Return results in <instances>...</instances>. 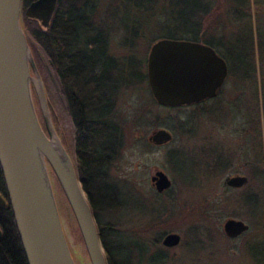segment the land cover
I'll list each match as a JSON object with an SVG mask.
<instances>
[{"label":"trees","instance_id":"obj_1","mask_svg":"<svg viewBox=\"0 0 264 264\" xmlns=\"http://www.w3.org/2000/svg\"><path fill=\"white\" fill-rule=\"evenodd\" d=\"M32 1H21L23 30L39 47L48 67L57 78L64 111L73 126V156L77 179L91 210L105 264H171L169 253L181 246L186 253H193L189 245L196 246L197 242L186 246L179 243L171 249L160 244L164 233L159 230L179 212L174 207L172 197L168 196L170 188L160 194L153 191V198L148 201L135 192L132 185L108 178L109 169L115 167L119 160L130 131L146 124L155 127L160 121L158 115L150 110L141 113L136 109L126 113L120 107L127 92L138 89L146 81V76L141 59L129 52L122 57L110 52L111 25L103 19H107L108 10L112 8L117 11L120 9L125 16L135 15L119 25L124 32L121 46L128 51L132 50V43L137 37L144 33L143 30L140 32V28H149L143 25L144 17L147 20L154 18L150 28L161 33L148 43L160 39L186 40L210 47L224 61L227 76L216 97L209 102L215 103L219 94L225 92V87L227 90L230 87L234 92L236 88L242 89L244 84H249L254 97L251 113H254L258 112V105L254 41L249 19L250 1L219 0L221 5H225L226 21L215 18L208 22L215 11V0H108L106 8L100 12L98 0H57L45 29L22 14ZM251 1L252 6L258 10L255 14L257 64L264 69V0ZM151 102L156 108L174 110L178 120L188 108H161L152 98ZM206 102L191 106L195 113L183 118L182 122L179 120L175 131L183 134L180 132L182 125H186L192 115L204 114L208 108ZM231 104H234L233 100ZM226 108L231 114V105L227 104ZM262 111L264 113V103ZM174 153L168 152L167 162ZM212 159L214 168L208 167L207 171H222L226 161L218 162L215 156ZM125 198L138 199L136 204L142 206L149 215V220L142 227L122 230L120 224L107 220L121 210ZM241 198L251 211L264 212V204L260 210H255L258 201L256 196L246 194ZM0 229V264H25L8 210L0 211ZM243 248L249 264H264V225L259 242L250 244L248 241ZM70 249L73 256L77 257L76 249L73 246Z\"/></svg>","mask_w":264,"mask_h":264},{"label":"rangeland","instance_id":"obj_2","mask_svg":"<svg viewBox=\"0 0 264 264\" xmlns=\"http://www.w3.org/2000/svg\"><path fill=\"white\" fill-rule=\"evenodd\" d=\"M249 1V19L255 51L254 74L258 112L251 113V109L254 108V97H252L253 91L249 84H244L242 89L236 88L234 92L230 90V87L228 90L225 87V92L223 91L217 97V103L206 102L208 105L206 112L189 117V122L186 125L183 124L180 130L184 133L180 134L175 131L177 122L179 120L182 122L183 118L194 114L193 108L189 106L179 120L174 110L156 108L151 104V95L146 81L135 91L127 92L120 102V107L126 113H132L136 109H139L141 113L150 110L159 117L160 122L155 127L146 124L130 131L122 154L110 175L114 182H126L132 185L134 191L141 194L143 198H147L148 201L153 198V189L149 183L150 176L156 171H162L167 176L171 183V192L168 196L172 197L174 207L179 212L159 231L162 230L164 235L176 233L180 237V243L184 246L197 242L196 246L189 245L190 252L193 251V253H186L182 246L173 249L168 255L172 260L171 264H249L243 245L248 241L250 244L259 242L260 236L262 237L264 212L251 211L247 205L243 204L241 198L246 194L256 196L259 202H256L257 209L255 210H260L261 205L264 204V113L262 111L264 69L257 64L258 53L255 49V14L258 10L252 6V1ZM107 2L108 0H98L99 12L106 8ZM214 9V14L208 18V22L215 18L226 21L225 5L215 0ZM130 17H135V15L125 16L120 9L118 11L114 8L108 10L107 19L103 20L111 25L109 28L110 52L117 57H122L127 52L132 53L137 59L142 60L145 73L146 57L151 45L148 41L160 36L161 33L150 28L153 26L154 18H150L149 21L144 17L143 25L149 26L150 29L140 28V32L143 30L144 33L137 37V40L132 43V50L128 51L121 46L124 32L119 25L120 22ZM25 36L39 79L38 81L33 74L30 75L29 88L31 99H34L36 104V115L41 122L44 101L49 124L73 163V126L64 111L57 78L52 69L48 67L39 47L27 33ZM232 100L234 107L229 114L226 106L227 104L232 105ZM160 128L166 129L171 134V142L153 148L147 143V138L151 132ZM244 141L245 144L247 142V147L243 151L240 147ZM170 151H175V153L167 162V154ZM212 156H215L218 162L226 161L222 171H207L208 167L214 168ZM207 162L210 164L208 165ZM233 175L245 176L248 183L243 188L230 192L223 188L221 183L225 177ZM50 180L59 222L65 231L63 234L65 233L64 238L68 250L71 253L70 246H73L77 252L78 259L72 253L70 254L73 257V263L89 264L75 220L51 174ZM137 201L136 198H125V204L121 210L108 217L107 220L120 224L122 230L142 227L150 217L142 206L136 204ZM228 218L242 221L248 225V231L237 239H226L221 232V225Z\"/></svg>","mask_w":264,"mask_h":264},{"label":"water","instance_id":"obj_3","mask_svg":"<svg viewBox=\"0 0 264 264\" xmlns=\"http://www.w3.org/2000/svg\"><path fill=\"white\" fill-rule=\"evenodd\" d=\"M21 1L0 0V174L23 258L25 264H74L59 222L51 174L75 220L88 263L105 264L75 166L49 124L45 102L42 104L45 133L34 112L29 81L31 74L37 79L38 74L21 28ZM56 1L34 0L22 14L45 29ZM145 76L155 104L173 109L215 98L225 82L227 68L206 45L160 39L149 47ZM171 139V134L162 128L147 138L153 146H162ZM149 183L157 194L171 187L162 171L154 172ZM246 183V177L227 176L221 185L239 189ZM247 231L248 225L236 219H225L221 225L223 236L229 240ZM179 243L176 233L165 234L160 242L167 249Z\"/></svg>","mask_w":264,"mask_h":264},{"label":"flooded vegetation","instance_id":"obj_4","mask_svg":"<svg viewBox=\"0 0 264 264\" xmlns=\"http://www.w3.org/2000/svg\"><path fill=\"white\" fill-rule=\"evenodd\" d=\"M33 100V108H34V112H35V115H36V110H35V106H36V104H35V101H34V99H32ZM209 101V100H208ZM206 102V101H205ZM203 103V102H202ZM234 107V104H232L231 105V109ZM36 118H37V121H38V124H39V126H40V128H41V130L44 132V125H43V122L41 123L40 121H39V119H38V116L36 115ZM166 130V129H165ZM45 133V132H44ZM171 142V141H170ZM147 143L148 144H150L149 142H148V140H147ZM168 144V143H167ZM246 144H247V142H246ZM246 144H245V141H244V143L241 145V150H243V149H245L247 146H246ZM164 145H166V144H164ZM164 145H162V146H164ZM72 146H74V143H73V141H72ZM150 146L151 147H153V148H156V147H161V146H153V145H151L150 144ZM73 148V147H72ZM244 151V150H243ZM72 160H73V165H74V163H75V160H74V156L72 157ZM249 165V164H248ZM110 171H109V173H108V178H110L111 179V175H110V172H111V170H112V168L111 169H109ZM76 175H77V173H76ZM233 176H240V175H233ZM233 176H230V177H233ZM243 177H245V176H243ZM247 179V178H246ZM247 183H248V179H247ZM246 183V184H247ZM244 186H246V185H244ZM243 186V187H244ZM223 187V186H222ZM243 187H241V188H243ZM223 188H225V187H223ZM241 188H239V189H241ZM153 189V188H152ZM225 189H227V190H229V191H232V192H235L236 190H238V189H230V188H225ZM154 191V190H153ZM0 200H1V202H0V211L1 210H4V211H9L10 212V208H9V204H8V200H7V197H6V193H5V189H4V185H3V190L2 191H0ZM10 214H11V212H10ZM1 238H2V230L0 229V240H1Z\"/></svg>","mask_w":264,"mask_h":264},{"label":"bare ground","instance_id":"obj_5","mask_svg":"<svg viewBox=\"0 0 264 264\" xmlns=\"http://www.w3.org/2000/svg\"><path fill=\"white\" fill-rule=\"evenodd\" d=\"M54 142V139L52 138V143ZM62 229H63V232H64V228L62 227ZM64 235H65V233H64ZM72 253V252H71ZM70 253V254H71ZM73 255V254H72ZM75 258H77V257H75ZM72 259H73V257H72ZM78 259V258H77Z\"/></svg>","mask_w":264,"mask_h":264}]
</instances>
